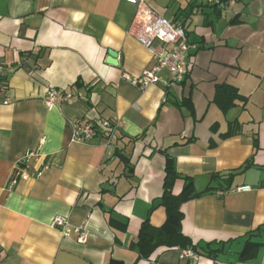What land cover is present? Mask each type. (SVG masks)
Instances as JSON below:
<instances>
[{
	"label": "crops",
	"instance_id": "obj_1",
	"mask_svg": "<svg viewBox=\"0 0 264 264\" xmlns=\"http://www.w3.org/2000/svg\"><path fill=\"white\" fill-rule=\"evenodd\" d=\"M141 1L195 45L183 83L124 78L155 64L128 33L138 7L127 0H0V264H135L143 222L166 221L168 157L173 195L184 178L202 193L181 204L183 233L220 250L198 264H264V0ZM219 85L245 100L223 111ZM50 88L74 97L48 110ZM103 119L121 123L112 137L73 142L75 123ZM58 215L86 240L51 228ZM150 259L136 264H192L164 248Z\"/></svg>",
	"mask_w": 264,
	"mask_h": 264
},
{
	"label": "built area",
	"instance_id": "obj_2",
	"mask_svg": "<svg viewBox=\"0 0 264 264\" xmlns=\"http://www.w3.org/2000/svg\"><path fill=\"white\" fill-rule=\"evenodd\" d=\"M138 7L137 14L129 29V35L133 36L143 47L147 48L155 59V64L139 77H131L127 74L124 78L141 90L147 89L151 85L161 84L163 87H170L173 84L183 83L189 74L188 58L195 49L184 26L180 22H169L162 16L155 13L141 0H127ZM210 4H219L222 0H207ZM4 69L0 66V103L7 105L9 99H2V95L8 88L7 80L4 76ZM167 72L166 77L162 76ZM72 92L50 88L46 95V105L48 110L59 107L60 104L72 100ZM117 126L121 123L113 124L110 120L83 121L75 123L73 126V142L88 143L93 137L103 135L112 137ZM248 186L238 187L235 191H250ZM50 227L60 230L65 236L76 233L79 241L86 240L87 232L83 227H73L68 219L62 216H55ZM181 257L192 264H198L200 255L191 248L183 250Z\"/></svg>",
	"mask_w": 264,
	"mask_h": 264
},
{
	"label": "trees",
	"instance_id": "obj_3",
	"mask_svg": "<svg viewBox=\"0 0 264 264\" xmlns=\"http://www.w3.org/2000/svg\"><path fill=\"white\" fill-rule=\"evenodd\" d=\"M243 101L245 97L239 91L230 85H219L216 90L215 102L223 110L227 111L235 105L236 101ZM238 123L233 122L230 125L229 131L224 137H231L239 131ZM242 171V170H240ZM238 171L230 173L233 178ZM166 178L164 183V193L160 200L161 206H164L167 211L166 221L160 228L154 227L150 223L149 217L143 222L137 241L134 247L137 250L138 258L136 263L147 260L153 263L151 256L160 248L166 250H183L191 248L196 254L203 256H212L217 254L220 250L210 248H199L193 244L190 237L186 236L182 230L183 213L181 211V204L200 196L195 189L194 183L189 178L185 179V186L179 195H173L172 187L176 179L181 178L177 172L173 159L168 157L165 168ZM216 177H221L216 175ZM229 177V178H230ZM135 263V264H136ZM108 264H124L120 260H111Z\"/></svg>",
	"mask_w": 264,
	"mask_h": 264
},
{
	"label": "water",
	"instance_id": "obj_4",
	"mask_svg": "<svg viewBox=\"0 0 264 264\" xmlns=\"http://www.w3.org/2000/svg\"><path fill=\"white\" fill-rule=\"evenodd\" d=\"M109 57L110 59H108V62L115 65L116 63L114 60L117 58V54L113 51H109Z\"/></svg>",
	"mask_w": 264,
	"mask_h": 264
}]
</instances>
